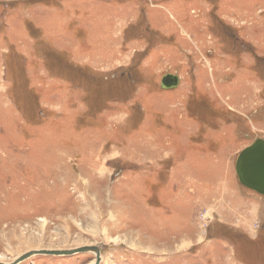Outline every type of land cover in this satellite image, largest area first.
I'll return each instance as SVG.
<instances>
[{
    "label": "rangeland",
    "instance_id": "1",
    "mask_svg": "<svg viewBox=\"0 0 264 264\" xmlns=\"http://www.w3.org/2000/svg\"><path fill=\"white\" fill-rule=\"evenodd\" d=\"M256 137L264 0H0V262L264 264Z\"/></svg>",
    "mask_w": 264,
    "mask_h": 264
},
{
    "label": "water",
    "instance_id": "2",
    "mask_svg": "<svg viewBox=\"0 0 264 264\" xmlns=\"http://www.w3.org/2000/svg\"><path fill=\"white\" fill-rule=\"evenodd\" d=\"M179 83V77L176 74L165 73L161 76L160 87L163 89H173ZM235 173L238 182L264 197V139L256 137L249 145L242 148L235 159ZM93 251L96 255L94 264L100 263L101 248L97 245L80 246L70 250L49 249V250H32L23 253L11 263L0 264H16L33 254L47 255H73L75 253Z\"/></svg>",
    "mask_w": 264,
    "mask_h": 264
},
{
    "label": "bare ground",
    "instance_id": "3",
    "mask_svg": "<svg viewBox=\"0 0 264 264\" xmlns=\"http://www.w3.org/2000/svg\"><path fill=\"white\" fill-rule=\"evenodd\" d=\"M67 250H70V249H67ZM87 252H89V251H87ZM90 252H93V251H90ZM94 253V252H93ZM94 255H95V253H94ZM95 258H96V255H95ZM94 258V259H95ZM99 259H100V261H101V254H100V256H99ZM93 264H94V261H93Z\"/></svg>",
    "mask_w": 264,
    "mask_h": 264
}]
</instances>
